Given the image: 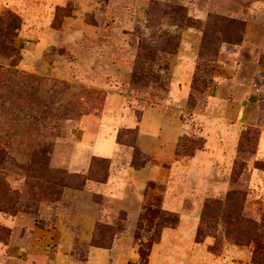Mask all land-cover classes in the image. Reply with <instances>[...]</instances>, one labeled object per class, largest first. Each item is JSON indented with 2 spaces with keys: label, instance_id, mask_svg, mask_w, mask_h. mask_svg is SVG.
Listing matches in <instances>:
<instances>
[{
  "label": "rangeland",
  "instance_id": "obj_1",
  "mask_svg": "<svg viewBox=\"0 0 264 264\" xmlns=\"http://www.w3.org/2000/svg\"><path fill=\"white\" fill-rule=\"evenodd\" d=\"M13 15L0 264H259L264 0H0Z\"/></svg>",
  "mask_w": 264,
  "mask_h": 264
},
{
  "label": "trees",
  "instance_id": "obj_2",
  "mask_svg": "<svg viewBox=\"0 0 264 264\" xmlns=\"http://www.w3.org/2000/svg\"><path fill=\"white\" fill-rule=\"evenodd\" d=\"M9 16L11 17V15L9 14ZM10 19V18H9ZM13 19V20H12ZM12 19H10V21L9 22H5V21H3V20H1V23H0V25H1V27H3V25L5 26V28L3 29V28H1L0 27V38H3L4 37V34L6 33L5 32V29L6 28H9V27H12L13 26V24H12V21H14L15 19H16V17L13 15L12 16ZM231 22H233L234 24H238V22H236V21H234V20H232ZM14 27V26H13ZM228 198H230V199H228V201H230V204L232 205V206H234V207H237L239 204H238V202H231V197H228ZM206 204H208V203H206ZM207 206V205H206ZM254 241L256 242V243H258L257 242V238H254ZM261 246V245H260ZM148 248H149V244L147 245V244H143L142 243V245L140 246V255H141V257L142 258H145L146 256H147V253H148ZM263 252H264V250H263ZM255 261L257 262V263H259V264H264V254H263V256H256L255 257Z\"/></svg>",
  "mask_w": 264,
  "mask_h": 264
},
{
  "label": "crops",
  "instance_id": "obj_3",
  "mask_svg": "<svg viewBox=\"0 0 264 264\" xmlns=\"http://www.w3.org/2000/svg\"><path fill=\"white\" fill-rule=\"evenodd\" d=\"M260 146L258 148L259 151V157L264 159V132L262 133L261 137H260ZM261 177V186H264V175L260 176Z\"/></svg>",
  "mask_w": 264,
  "mask_h": 264
}]
</instances>
